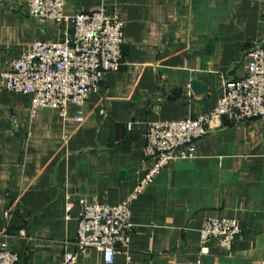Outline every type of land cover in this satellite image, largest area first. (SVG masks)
I'll return each instance as SVG.
<instances>
[{"label": "crops", "instance_id": "crops-1", "mask_svg": "<svg viewBox=\"0 0 264 264\" xmlns=\"http://www.w3.org/2000/svg\"><path fill=\"white\" fill-rule=\"evenodd\" d=\"M102 7L124 22L123 64L89 93L79 121L75 104L65 117L50 107L31 115L29 95L3 88L12 60L67 24L0 0V235L18 264H60L76 247L79 199L118 205L152 167L147 124L213 111L264 43V0H67L65 13ZM208 218L239 222L230 253L201 242ZM130 221L129 246L112 263L89 248L78 264H264V119L212 126L194 158L169 163L139 192Z\"/></svg>", "mask_w": 264, "mask_h": 264}, {"label": "built area", "instance_id": "built-area-1", "mask_svg": "<svg viewBox=\"0 0 264 264\" xmlns=\"http://www.w3.org/2000/svg\"><path fill=\"white\" fill-rule=\"evenodd\" d=\"M22 2L38 22H65L67 27L60 38L37 40L20 57L13 59L9 68L1 73L2 86L29 95L31 115L42 107H50L65 117L67 106L72 103L79 108L76 120L81 121V108L89 93L99 88L107 73L118 71L123 64L124 22L105 7L91 11L78 8L68 15L65 13L67 0ZM222 89L216 107L209 113L147 124L143 155L153 160L152 167L118 205L79 199L81 212L76 247L65 251L60 264H78L80 254L89 248H96L106 263H112L117 250L129 246L132 204L157 173L173 161L194 158L197 140L225 119L236 122L264 119V43L249 50L246 74L225 81ZM132 125L133 122H129V128ZM66 219H71V215L67 214ZM241 232L234 218H208L200 228V239L201 242L216 240L230 253ZM19 261V252L0 235V264H18ZM173 264L202 262L199 256L194 261L176 260Z\"/></svg>", "mask_w": 264, "mask_h": 264}]
</instances>
